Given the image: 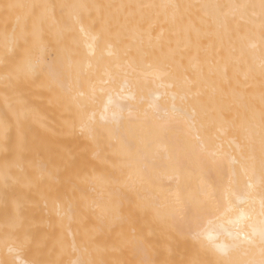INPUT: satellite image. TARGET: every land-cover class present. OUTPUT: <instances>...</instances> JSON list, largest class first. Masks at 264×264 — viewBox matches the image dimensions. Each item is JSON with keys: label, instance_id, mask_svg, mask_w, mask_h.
Wrapping results in <instances>:
<instances>
[{"label": "bare ground", "instance_id": "obj_1", "mask_svg": "<svg viewBox=\"0 0 264 264\" xmlns=\"http://www.w3.org/2000/svg\"><path fill=\"white\" fill-rule=\"evenodd\" d=\"M261 4L0 0V261L259 260ZM53 52L59 83L17 79Z\"/></svg>", "mask_w": 264, "mask_h": 264}, {"label": "snow or ice", "instance_id": "obj_2", "mask_svg": "<svg viewBox=\"0 0 264 264\" xmlns=\"http://www.w3.org/2000/svg\"><path fill=\"white\" fill-rule=\"evenodd\" d=\"M6 9H11L15 7H21L20 5H5ZM34 9V15H35V9H37L40 6L32 5L30 6ZM261 7L264 8V0H262ZM63 73V65L62 63H59L55 59V53L53 52L52 58L49 60L44 61V67L38 69L35 65L29 63L26 66L20 68L17 70V79H19L21 82L28 80L31 77L38 76L40 74H46L52 81L59 83L60 77ZM260 168L262 176H264V150H262L261 160H260ZM262 214H264V199H262ZM62 214L71 215L74 212V207L69 204L67 209H62ZM200 217L193 216L190 218H186L184 222V226L186 229L191 230L193 227L197 226L199 224ZM231 235V234H230ZM197 239H203L206 240L213 248H215L217 251H219L222 255H227V252L230 247L236 248L241 247L246 244H252L254 243V240L252 237L248 235H244L241 237L240 234L232 235V244L231 245H217L215 244L216 237L206 229H202L200 232L196 233ZM148 243H152V241L149 239L147 241ZM27 243V237H23L20 240L21 247H23ZM144 243V241H141V244ZM259 254L260 258L259 260H251L247 262V264H264V227L261 228L259 232ZM0 264H4V262L0 261ZM23 264V262H22ZM31 264H42L40 260L32 261ZM74 264H96L95 261L87 260V259H80L78 261H75ZM144 264H148L147 261L144 262ZM181 264H199V261L193 259L190 261L181 262ZM221 264H231V262L228 261H221Z\"/></svg>", "mask_w": 264, "mask_h": 264}]
</instances>
